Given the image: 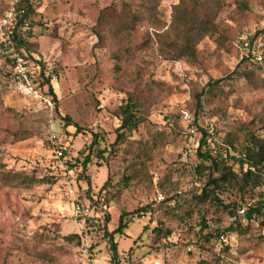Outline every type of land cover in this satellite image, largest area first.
Instances as JSON below:
<instances>
[{"label":"rangeland","instance_id":"rangeland-1","mask_svg":"<svg viewBox=\"0 0 264 264\" xmlns=\"http://www.w3.org/2000/svg\"><path fill=\"white\" fill-rule=\"evenodd\" d=\"M32 1L35 13L20 30L39 61L11 41L31 82L17 79L11 60L0 55V264H113L108 234L121 216L134 221L114 235L117 253L131 249L147 264H264V212L248 227L237 209L207 205L189 217L179 208L201 193L199 127L225 152H232L229 132L237 147L250 129L264 137V63L257 71L241 49L248 38L264 58V0H221L213 34L178 61L164 59L160 47L172 39L167 32L180 0H159L165 26L139 24L129 44L100 42L96 34L101 11L121 0ZM18 2L0 0V49L10 41ZM245 68L259 76L258 86L242 76ZM224 77V95L208 96L196 114L194 92ZM129 99L142 121L113 147ZM95 134L99 142L91 146ZM143 151L148 155L134 158ZM19 171L40 182L27 188L2 179ZM262 192L220 196L238 208L252 206ZM76 203L91 207L90 216L76 215ZM234 220L243 232L223 234ZM158 229L170 234L158 238Z\"/></svg>","mask_w":264,"mask_h":264},{"label":"trees","instance_id":"trees-1","mask_svg":"<svg viewBox=\"0 0 264 264\" xmlns=\"http://www.w3.org/2000/svg\"><path fill=\"white\" fill-rule=\"evenodd\" d=\"M122 2L112 4L103 9L99 15L96 34L100 42H105L108 37L120 40L124 44H129L130 37L133 31L139 24L148 22L152 27L165 26L161 20V9L159 0H121ZM221 0H212V4L208 0H180L178 4L173 6L170 29L167 34L172 38L170 41H165L160 47V53L164 59L170 61H178L184 57L193 56L196 45L206 35H212L214 31V19L220 9ZM17 10L24 12L17 16L15 26L12 31L10 41L17 44V50H29V53L35 61H39L35 57V52L30 50L31 43L24 38L21 33L22 28L28 23L27 20L35 13V5L32 0H20L16 5ZM21 29V30H20ZM148 35H152L148 32ZM157 35V34H156ZM244 39V38H243ZM241 41V49L245 51ZM248 41V47L245 53V61L251 62L257 71L262 69L261 62L264 63V58L259 57L254 52L253 40ZM18 51V52H19ZM9 59V58H8ZM11 60V59H10ZM242 76L247 78L249 82L258 86L259 76L252 68L241 70ZM43 75V74H42ZM230 77H224L209 81L201 91H196L193 94L195 101L196 114L202 110L203 103L208 96L211 98L224 95V83ZM46 82L50 84V78L46 77ZM53 98L56 100L51 86ZM138 104L131 99L125 104L119 114L120 125L116 129V138L113 147L126 143L127 134L139 129V123L142 121L138 116ZM196 124V119L194 120ZM263 127V126H262ZM203 132L197 147L196 176L197 181L202 182L201 193L193 195L190 201H185L184 205H180L181 211L189 217H192L197 209L205 206L215 205L230 214L245 209L246 224L248 227L257 220L264 212V192L259 194L258 200L252 206H239L235 204L225 203L220 194L224 191H239L245 193L248 188L258 189L264 187V137L254 130H248L246 134V142L241 146L235 145L236 137L229 132L226 135L225 141L228 143L232 152L219 150L214 144V138L208 128L199 127ZM79 129V128H78ZM77 129V130H78ZM98 135H94L92 145L98 144ZM103 152V151H102ZM148 152L143 151L137 156L134 153V158L147 156ZM63 157V156H62ZM89 161L87 156L83 164ZM69 163V162H68ZM78 163V162H77ZM70 164V163H69ZM2 179L8 185L30 188L34 184L40 182L34 175L26 174L25 172H4ZM165 201V200H163ZM143 211L149 210L148 207L143 208ZM137 213V212H135ZM179 217L182 218L181 215ZM134 221V217L129 220H124L121 216L118 227L110 234L113 250V264L118 262L124 255L136 257L130 249L126 254L117 253V241L114 235L124 234L130 224ZM235 221V220H234ZM264 224V223H263ZM202 227H207V222L203 218ZM223 234H229L236 230L242 233L240 223L235 221ZM230 230V231H229ZM156 234L158 238L166 237L170 234V230L158 229ZM221 234V235H223ZM77 237V236H76ZM75 236H67V239L72 240ZM141 260L140 257H136Z\"/></svg>","mask_w":264,"mask_h":264},{"label":"built area","instance_id":"built-area-1","mask_svg":"<svg viewBox=\"0 0 264 264\" xmlns=\"http://www.w3.org/2000/svg\"><path fill=\"white\" fill-rule=\"evenodd\" d=\"M15 1L16 3L18 2V0H15ZM23 12H24L23 10H20V11L15 12V14L18 13L19 15H21ZM13 14L14 13L12 10L10 11V14H8V16H12ZM243 45L245 49L247 50V47L249 44L246 38L243 39ZM13 48H14L13 43H11V41L7 40L6 38L4 46L0 49V55L11 59V62L13 63L15 77L19 79L20 81L24 83L26 82L27 84H29L31 82V79L28 74L27 60L25 59L24 56L13 51ZM58 155L62 156L63 152L59 151ZM68 193L71 195H74L72 190H70ZM157 200L163 201L165 200V197L162 194H159L157 196ZM74 213L81 217H89L91 213V207H85L82 204L76 203L74 206ZM238 214L240 216H245V209H241ZM222 240H225V236H222ZM114 264H147V263L144 260H139L138 258L131 257L129 255H124L120 258L118 262L117 261L114 262Z\"/></svg>","mask_w":264,"mask_h":264}]
</instances>
